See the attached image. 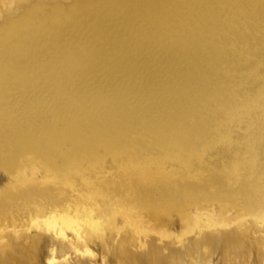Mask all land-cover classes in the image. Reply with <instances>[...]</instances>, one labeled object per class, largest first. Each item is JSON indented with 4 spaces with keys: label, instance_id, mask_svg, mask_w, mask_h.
I'll use <instances>...</instances> for the list:
<instances>
[{
    "label": "rangeland",
    "instance_id": "rangeland-1",
    "mask_svg": "<svg viewBox=\"0 0 264 264\" xmlns=\"http://www.w3.org/2000/svg\"><path fill=\"white\" fill-rule=\"evenodd\" d=\"M263 137L264 0H0V196L33 180L99 192L95 177L233 174ZM236 180L214 200L235 199L229 225L184 234L178 207L131 202L98 230L80 223L88 251L3 229L0 264H264V220Z\"/></svg>",
    "mask_w": 264,
    "mask_h": 264
},
{
    "label": "bare ground",
    "instance_id": "bare-ground-1",
    "mask_svg": "<svg viewBox=\"0 0 264 264\" xmlns=\"http://www.w3.org/2000/svg\"><path fill=\"white\" fill-rule=\"evenodd\" d=\"M258 148V155L241 162L236 173H231L232 175L228 173L229 171L222 174L211 173L207 177H201L197 182L189 181L190 176L183 175L182 179H178L172 174L163 175L159 172L155 174L145 173L139 179L132 178L130 180L104 176L95 177L97 186H101L102 189L99 192H92V189L89 190L86 185L87 183L81 181L74 189L68 187L67 184L58 186L50 181L33 183V180L32 183H24L26 188L20 192H11L10 188V193H2L3 195L0 196V232L6 228L23 225L35 226L39 232L46 228L47 231H52L55 236L64 238L65 243L78 251V243L86 247L84 233L79 227L82 221L88 222L93 230H98V223L102 220L107 221L108 216L114 213L112 208H121L131 202L142 201L147 206L150 203L163 202L164 208L178 207V218L182 220L183 227H185L182 233L193 232L198 227L197 232L201 234L213 226L229 225L237 219V217L229 216L231 211L228 208V203L234 204L235 199H233L234 201L231 199L224 201L226 203L219 210L216 209L214 202V200H221L229 193L228 188L233 185L232 179H237V186L239 187L234 188V191L231 192H240L242 201L239 205L242 206V209L264 220V198H262V191L264 190V137L258 144ZM232 172L234 171L232 170ZM213 182L219 183L221 188L223 187L216 194L208 191L211 188H208V185ZM232 195L231 193V197ZM63 200L72 203L70 202L67 208H61L60 204L62 205V203L60 202ZM95 202L100 205L96 208L91 207L90 205ZM176 202L177 204H174ZM80 213H83L82 216L76 220ZM123 217L128 219L126 215ZM132 217L144 220L143 212L133 214ZM172 217L174 216L167 218ZM116 225L117 232H120L123 226L119 222ZM30 229L31 227L25 233H28V230L31 231ZM67 229H72L74 235L70 236ZM137 229L148 231L139 225H137ZM151 231L167 236L172 233L166 232L167 230L164 228ZM85 249L88 251V247ZM54 260V258H50L49 262L53 263Z\"/></svg>",
    "mask_w": 264,
    "mask_h": 264
}]
</instances>
